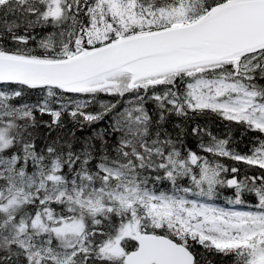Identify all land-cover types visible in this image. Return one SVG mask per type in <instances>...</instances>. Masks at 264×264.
<instances>
[{
  "label": "snow or ice",
  "instance_id": "snow-or-ice-1",
  "mask_svg": "<svg viewBox=\"0 0 264 264\" xmlns=\"http://www.w3.org/2000/svg\"><path fill=\"white\" fill-rule=\"evenodd\" d=\"M211 257L264 264V0H0V264Z\"/></svg>",
  "mask_w": 264,
  "mask_h": 264
},
{
  "label": "trees",
  "instance_id": "trees-1",
  "mask_svg": "<svg viewBox=\"0 0 264 264\" xmlns=\"http://www.w3.org/2000/svg\"><path fill=\"white\" fill-rule=\"evenodd\" d=\"M243 147V145H241ZM211 259L214 261V264H221L220 258L218 257H211Z\"/></svg>",
  "mask_w": 264,
  "mask_h": 264
}]
</instances>
